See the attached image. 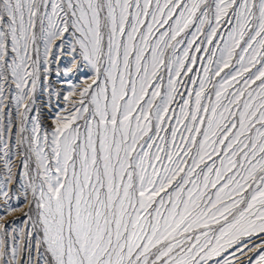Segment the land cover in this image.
Returning <instances> with one entry per match:
<instances>
[{"label": "snow or ice", "instance_id": "obj_1", "mask_svg": "<svg viewBox=\"0 0 264 264\" xmlns=\"http://www.w3.org/2000/svg\"><path fill=\"white\" fill-rule=\"evenodd\" d=\"M0 148V264H264V0H0Z\"/></svg>", "mask_w": 264, "mask_h": 264}, {"label": "rangeland", "instance_id": "obj_2", "mask_svg": "<svg viewBox=\"0 0 264 264\" xmlns=\"http://www.w3.org/2000/svg\"><path fill=\"white\" fill-rule=\"evenodd\" d=\"M69 57H65V61H67ZM50 80L52 85V92L49 94L48 90L46 88H43V84L48 82V78H45L41 83H38L37 85V91L35 94V108L32 111L31 115H39L40 119L45 126V128L49 131H51V128L54 127L53 121L56 117L63 115L65 113L66 109L71 108V101H65L64 96L68 93V86L66 84H61L58 81L62 80L63 77L57 75V71H63V67L60 66L58 68V65L56 63H53L50 66ZM88 75V69L84 68L83 74H77L76 77H74L75 83L77 86H82L84 83L85 76ZM57 92H60L61 94L58 96ZM30 127V125H29ZM16 148L13 147L12 149V171L13 173H16L18 171V168L20 171H23V169L20 167L19 164V156L16 154ZM5 157L3 149L0 148V178L4 177L5 169ZM30 196V194H29ZM3 201L0 200V205H2ZM11 204L15 207L17 204H19V208L4 216L3 220H0V223H4L5 220L7 221H13L16 220L17 217H20L19 220L16 221V224H19L20 227H23V219L22 216L23 211H27V201L24 199V192L22 190L16 191L12 195ZM16 224L9 225V233H11L12 229L16 227Z\"/></svg>", "mask_w": 264, "mask_h": 264}]
</instances>
